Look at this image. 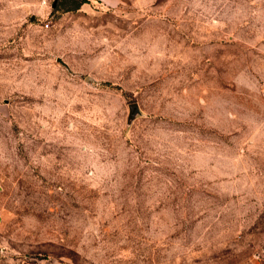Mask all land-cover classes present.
Returning a JSON list of instances; mask_svg holds the SVG:
<instances>
[{"label": "rangeland", "instance_id": "obj_1", "mask_svg": "<svg viewBox=\"0 0 264 264\" xmlns=\"http://www.w3.org/2000/svg\"><path fill=\"white\" fill-rule=\"evenodd\" d=\"M78 1L0 0V264H264V0Z\"/></svg>", "mask_w": 264, "mask_h": 264}, {"label": "water", "instance_id": "obj_2", "mask_svg": "<svg viewBox=\"0 0 264 264\" xmlns=\"http://www.w3.org/2000/svg\"><path fill=\"white\" fill-rule=\"evenodd\" d=\"M135 108H136L135 103H131V105H130V115L133 114V111H134Z\"/></svg>", "mask_w": 264, "mask_h": 264}, {"label": "trees", "instance_id": "obj_3", "mask_svg": "<svg viewBox=\"0 0 264 264\" xmlns=\"http://www.w3.org/2000/svg\"><path fill=\"white\" fill-rule=\"evenodd\" d=\"M74 1H75V5H74V7H76L77 4L79 3V1H78V0H74Z\"/></svg>", "mask_w": 264, "mask_h": 264}]
</instances>
